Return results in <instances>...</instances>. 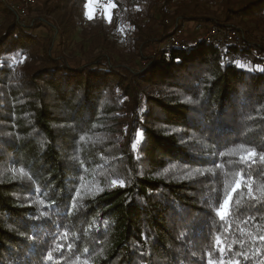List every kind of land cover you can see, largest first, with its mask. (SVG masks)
<instances>
[{"label": "trees", "instance_id": "1", "mask_svg": "<svg viewBox=\"0 0 264 264\" xmlns=\"http://www.w3.org/2000/svg\"><path fill=\"white\" fill-rule=\"evenodd\" d=\"M111 2L80 63L0 0V264H264V0Z\"/></svg>", "mask_w": 264, "mask_h": 264}, {"label": "rangeland", "instance_id": "2", "mask_svg": "<svg viewBox=\"0 0 264 264\" xmlns=\"http://www.w3.org/2000/svg\"><path fill=\"white\" fill-rule=\"evenodd\" d=\"M74 2L78 1L66 0L59 5L58 0H41L38 6L30 10L25 24H31L36 19L38 27L33 30L34 35L42 39L55 38V52L60 51L66 55L72 52L76 54L78 62L81 63L83 57L80 53L87 50L90 38L84 35L82 30L87 29L93 33L98 31L96 24L92 22L95 12H99L103 15L104 26L110 31L111 38L116 41L117 49L121 51L125 36L130 34V27L123 14L118 16V21L112 22V10L115 6L111 0H85L84 3H78L76 8L72 4ZM90 25L92 27H89ZM254 38L256 41H264V35L259 33H256ZM79 44L82 49L78 48ZM141 61V58L137 56L134 69L140 68Z\"/></svg>", "mask_w": 264, "mask_h": 264}, {"label": "built area", "instance_id": "3", "mask_svg": "<svg viewBox=\"0 0 264 264\" xmlns=\"http://www.w3.org/2000/svg\"><path fill=\"white\" fill-rule=\"evenodd\" d=\"M41 0H5L8 8L16 14L20 22L25 24L30 10L38 6ZM165 24L173 25L169 20ZM242 36L236 28H217L207 24H179L175 23L172 33L165 38L160 44L159 49L186 50L197 45L200 41L213 44L218 50L225 49L229 46H239ZM237 62H242L239 57L234 58Z\"/></svg>", "mask_w": 264, "mask_h": 264}, {"label": "snow or ice", "instance_id": "4", "mask_svg": "<svg viewBox=\"0 0 264 264\" xmlns=\"http://www.w3.org/2000/svg\"><path fill=\"white\" fill-rule=\"evenodd\" d=\"M247 155H248V156H254L255 153H248ZM262 159H264V157H262ZM238 187H239V184H237V185L233 188V192H235L236 189H237ZM227 204H228V201L226 200L224 206H227ZM218 214L221 215V216H223V215H224V212L221 211V212H219Z\"/></svg>", "mask_w": 264, "mask_h": 264}]
</instances>
